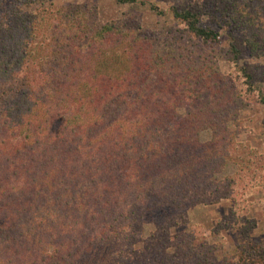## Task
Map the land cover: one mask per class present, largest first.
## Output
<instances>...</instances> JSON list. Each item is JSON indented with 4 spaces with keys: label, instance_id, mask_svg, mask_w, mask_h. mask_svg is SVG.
Here are the masks:
<instances>
[{
    "label": "trees",
    "instance_id": "obj_1",
    "mask_svg": "<svg viewBox=\"0 0 264 264\" xmlns=\"http://www.w3.org/2000/svg\"><path fill=\"white\" fill-rule=\"evenodd\" d=\"M164 1L171 21L148 30L134 13L0 0V264H211L204 227L175 229L222 201L210 236L242 242L221 264H264L249 217L264 151L239 117L264 103L262 68L240 66L264 57V0Z\"/></svg>",
    "mask_w": 264,
    "mask_h": 264
},
{
    "label": "rangeland",
    "instance_id": "obj_2",
    "mask_svg": "<svg viewBox=\"0 0 264 264\" xmlns=\"http://www.w3.org/2000/svg\"><path fill=\"white\" fill-rule=\"evenodd\" d=\"M49 2L56 6L72 4L96 6L98 17L103 22L124 20L134 13L141 20L142 26L148 30L156 28L158 22L171 21L169 4L164 0H135L134 3L130 4H119L115 0H34V3L43 6H46ZM151 6L156 7L157 10H152ZM203 21H208V16H204ZM219 34L221 48L227 49L229 38L226 31L224 29L220 30ZM218 65L221 74L228 75L230 68L227 62L222 59L218 61ZM243 65H254L262 68L264 72V57H244L240 61V66ZM255 87L260 89L264 95V74L262 78L256 80ZM239 115L244 126V133L241 134L240 138L248 142L253 149L262 153L264 151V103L252 102L249 108L242 110ZM202 137L203 139L209 138L208 132H204ZM233 171H235V167L229 166L224 173L231 174ZM251 199L253 204L249 210V217L255 221L256 225L250 231V234L252 238L264 242V191L259 188L255 189L254 196ZM231 205L232 203L227 201H222L218 205L211 207L199 204L188 212L189 223L175 229L177 232H181L190 229L194 225L204 227L206 236L209 237V242L217 247V250L213 253L211 264H221L223 256L229 255L235 250V244L242 242L240 233L236 231L221 232L218 237L210 236L211 228L215 221L223 218ZM154 228L152 224H145L141 233V240L148 239L155 230ZM89 254L92 260L102 259L105 256L103 251L96 250Z\"/></svg>",
    "mask_w": 264,
    "mask_h": 264
}]
</instances>
